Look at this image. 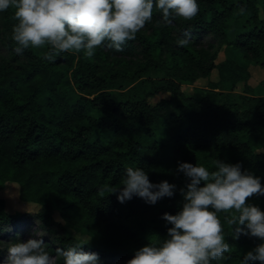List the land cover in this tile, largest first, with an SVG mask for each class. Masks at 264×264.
Listing matches in <instances>:
<instances>
[{
    "label": "trees",
    "instance_id": "1",
    "mask_svg": "<svg viewBox=\"0 0 264 264\" xmlns=\"http://www.w3.org/2000/svg\"><path fill=\"white\" fill-rule=\"evenodd\" d=\"M197 3L196 17H178L171 26L157 23L154 9L122 52H63L51 62L43 58L46 48L16 54L13 10L0 12V190L16 182L19 200L39 206L9 212L0 197V239L17 242L21 229L33 226V239H43L55 264H63L56 249L85 243L67 226L87 229L103 241L83 251L97 253L101 264H127L141 247L168 239L172 225L162 216L182 210L180 189L190 182L178 163L210 170L217 159L239 163L264 185V94H256L264 78L248 83L250 65L264 69V0ZM185 31L192 40L182 47L177 40ZM215 69L219 78L207 88L182 89ZM159 94L167 97L151 102ZM129 167L143 169L152 183L176 185L174 195L151 205L101 193L106 185L122 188ZM248 203L264 211V195ZM218 216L231 250L212 264H240L264 243L234 239L228 214ZM6 252L0 248V257Z\"/></svg>",
    "mask_w": 264,
    "mask_h": 264
},
{
    "label": "clouds",
    "instance_id": "2",
    "mask_svg": "<svg viewBox=\"0 0 264 264\" xmlns=\"http://www.w3.org/2000/svg\"><path fill=\"white\" fill-rule=\"evenodd\" d=\"M13 10L12 39L14 51L47 50L43 58L54 61L63 52H80L91 58L97 48L122 52L123 46L152 21L154 9L161 21L171 26L173 20L191 21L199 13L197 0H0V12ZM246 11L239 9V14ZM192 33L185 31L177 40L179 46L191 43ZM241 164L214 161V169L192 163H178L177 172L190 182L181 188L182 210L176 215L164 213L168 239L138 249L127 264H212L226 260L230 252L224 227L218 213H226L234 239L246 235L264 241V211L248 203L253 196L264 195L259 177L241 171ZM203 182V186L201 185ZM123 187L104 186L101 193H118L120 203L138 196L154 205L164 197H172L176 185L168 181L152 183L141 168L125 170ZM243 226V227H242ZM43 234H41L42 236ZM0 243H4L0 241ZM87 243H76L67 249H56L63 264H101L94 252L83 251ZM3 264H55L43 239L30 238L7 246ZM264 264V243L244 254L240 264Z\"/></svg>",
    "mask_w": 264,
    "mask_h": 264
},
{
    "label": "rangeland",
    "instance_id": "3",
    "mask_svg": "<svg viewBox=\"0 0 264 264\" xmlns=\"http://www.w3.org/2000/svg\"><path fill=\"white\" fill-rule=\"evenodd\" d=\"M262 16V14H260ZM223 58V53L220 52L218 56V60L220 61ZM249 72H250V77L248 79V83L251 86H256L258 84V80H262L264 78V69L257 66V65H250L249 66ZM218 72L215 69L214 71L211 72L210 76L207 77V79L202 78L199 79V81L195 82L192 85H184L182 89L186 91L187 93H192L194 91V87L196 86H201V88H207L208 82H216L218 80ZM240 86V84H239ZM237 86L236 89L241 90V88ZM256 94H264V91L262 87H258L256 89ZM167 97L166 94H159L155 95L153 98H151V102H156L160 98ZM181 127H179L180 129ZM177 129H175L176 131ZM174 132V131H173ZM0 197L4 200L5 202V208L9 212H34L36 211L39 206L35 204H30L28 202H22L18 198V184L14 182L13 184H8L6 187H4L2 190H0ZM23 231V232H22ZM31 233H34L35 236L38 234V230L35 227H30L27 228L25 231L21 229V234L19 237V242H26L28 239L33 238V235ZM67 233L74 236L75 238L79 239L81 242H85L89 245H100L102 244V238L92 230H80L76 229L74 227L67 226ZM3 241L2 239H0ZM3 245L0 246L1 249L6 250L7 246L10 242L6 243L3 241ZM5 245V246H4ZM8 256V251L6 254H3L0 257V264H3V261L7 258ZM117 263L121 264H126L123 263V260L117 261Z\"/></svg>",
    "mask_w": 264,
    "mask_h": 264
}]
</instances>
